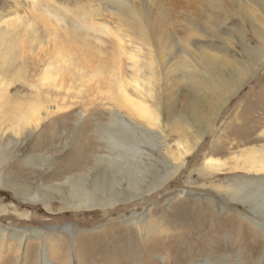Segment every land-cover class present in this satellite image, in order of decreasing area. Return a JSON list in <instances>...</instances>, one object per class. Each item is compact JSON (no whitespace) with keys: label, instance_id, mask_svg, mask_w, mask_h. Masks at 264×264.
Here are the masks:
<instances>
[{"label":"rangeland","instance_id":"374dc122","mask_svg":"<svg viewBox=\"0 0 264 264\" xmlns=\"http://www.w3.org/2000/svg\"><path fill=\"white\" fill-rule=\"evenodd\" d=\"M18 2L26 12L0 24L7 33L0 42V78L10 84L0 100L30 102L26 98L43 82L45 69L52 63L60 67L55 56L60 51L73 66L62 84L56 77L59 96L42 94L53 112L16 127L7 115L0 121V227L7 229L0 264H40L43 244L51 264H264L260 228L243 217L263 223L264 211L255 213L250 203L224 192L233 177L245 176L242 168L253 152L264 155V64L256 70L249 56L264 42V0H51L55 8L79 15L84 21L79 27L55 23L44 4ZM15 8L11 0H0V18ZM90 24L96 27L85 28ZM103 28L119 33L120 49ZM9 44L13 54L7 60ZM135 51L139 56L131 68ZM138 67L150 84L149 114L157 116L170 151L152 148L145 139L138 160L143 171L129 174L120 168L131 166L118 158L121 150L110 152L106 140L108 129L124 126L125 113L112 111L120 99L115 103L112 95ZM177 142L190 148L186 157ZM82 148L88 153L81 159ZM151 151L158 158L153 162ZM101 155L125 164L96 160ZM173 163L183 165L158 187L111 208L72 209L58 198L42 197L78 176L88 185L99 179L101 196L133 192L129 180L131 187L157 183ZM202 205L211 214L193 215ZM143 214L150 229L127 224ZM168 220L172 226L162 230ZM13 230L26 234L22 244ZM257 245L255 256L246 258Z\"/></svg>","mask_w":264,"mask_h":264},{"label":"bare ground","instance_id":"6f19581e","mask_svg":"<svg viewBox=\"0 0 264 264\" xmlns=\"http://www.w3.org/2000/svg\"><path fill=\"white\" fill-rule=\"evenodd\" d=\"M30 2L33 5L44 4V6H42L44 7L43 10H45V13H47L48 15L52 16V18L55 20V23L62 22V23H66L67 26L69 27H72V25L79 27L81 26L80 23L84 22L79 15L74 13V11L68 9L59 10V8H55V6H52L50 4L51 0H30ZM11 3L14 6H18V8L14 9L12 15L1 17L0 24H4L11 17L17 18L19 14L18 12H22V13L26 12V9H24L23 5L20 4L18 0H11ZM129 9L136 16V24L141 25V18H139V15H137L136 10L132 8ZM69 14H71V16ZM40 16H44V14L40 13ZM68 20H70L71 24L68 23ZM46 23L50 24V22H46ZM89 27H96V26L90 24L87 25L85 28L88 29ZM100 31L105 32L106 34H114V38H115L114 44L118 49H120L123 39L119 35V33H116L115 31H114L115 33H112L110 31H107L105 28L101 29ZM6 36H7L6 32L0 31V42H3L6 39ZM125 42L126 41H124V43ZM12 50L13 48L11 44L7 45L6 49L4 50L5 58L7 60H9V56L13 54ZM63 52L64 51H60L57 53V55H55L56 57H59L58 58L59 60L57 59L56 61L60 64V67L59 68L55 67V69H53L54 63L49 65V68H46L43 73V77H42L43 82L40 83V86L35 87L33 90L31 89V91L29 92L28 94L29 97L27 96L28 98L26 99L27 100L30 99V102L27 103L26 101V103H22L21 105L19 104L11 105L9 99L4 98L0 100V121L3 119L4 116L7 115V118L5 120L6 121L8 120L7 122H9L10 125L16 127L19 123L28 124L31 121V117L32 116L36 117L38 113L44 115V113L46 112H53L52 109L53 106L49 105L47 101L43 100L42 94L46 92L47 94L49 93L53 97L55 95L57 97V94L59 96L60 91L56 90L55 88L61 86L62 81L64 80L63 78L65 77L64 76L65 72H70L73 66L72 65L73 60L71 61L67 56L68 54L65 55ZM138 56H139V52L135 51L133 53H130L129 66L131 68H133L136 65V60H137L136 58ZM249 56L251 57V62L255 65V69L258 70L264 64V42L262 48L256 49L255 52L252 51V53ZM227 63L229 64L230 62L227 61ZM150 76L152 77V74ZM56 77H59V79L61 80V84L58 85L55 83ZM128 78L130 80L129 83L131 84L120 82L117 89L118 93L112 95V99L114 100L115 103H117L118 100L120 99L118 105L116 104L117 109H113L112 111L125 113V116L122 117L120 116L121 120L124 122L123 124L124 126L120 127L119 129L116 128L111 130L108 129L109 139H107L106 142L108 143L107 148H109L110 152H112L114 148L120 149L121 151L120 152L118 151L119 152L118 158L124 159L126 164H128V166L131 165L127 169L125 167H120V168H122V170L128 172L129 174L130 173L134 174L135 172L141 173V171H143L140 162L138 160L142 159L143 157V151L145 149L143 144L145 142V139L146 140L149 139L152 141L151 142L153 146L152 148L158 149L159 146H161L167 148V150L169 151L170 148L166 144L167 138L165 136L164 131L162 130L161 126L158 123L157 116L152 117L149 114L151 110L149 109L150 108L148 104L149 100L147 99V96L148 95L151 96V91L149 92V90H146L145 87L150 84L147 82V80H144L142 78L141 73H139V67L134 70L130 69L128 73ZM27 85L29 88L32 87V84L30 83H28ZM9 86L10 84L8 81H5L3 80V78H0V98L5 96V93L8 92ZM41 86H45V89H42ZM145 93L147 95H145ZM54 107H57V104H55ZM8 112H15V113L9 115ZM5 120H3V122H5ZM145 123L153 126L154 129H148V128L146 129L144 126ZM27 128L30 129V126H28ZM251 128L253 129L255 127H251ZM244 131L245 132L250 131V129L247 128ZM177 144H180V142H177ZM178 146H181L179 151L182 157H186L190 153V148H187L186 146H182V144ZM261 151H263V149H261ZM87 153L88 150L86 148H82L80 152L81 159L87 156ZM252 154L254 156L251 157V159L245 161L244 162L245 165L242 168V170H244L246 173L245 176L233 177L232 178L233 183H228L225 186L227 189H224V192L230 198H238L241 201H245V203H250V209L256 213L258 212L259 208L261 209L260 211L262 210L264 211V155L256 156L255 152H253ZM148 155L152 158V160H150L151 162L158 159L153 154L152 151L149 152ZM159 155H160L159 157L163 159V162H170L168 159L169 157L168 158L164 157L161 153ZM96 157L99 158L96 160H105L107 162L108 161L113 162L114 160L115 163H117L120 166H122V164H125L122 163L121 160L119 161L116 160V158H114L111 155H101ZM130 158L132 159V161ZM240 158L241 155L237 154L235 156V161L236 162L240 161ZM135 163H137V166H135ZM182 165L183 164H179V165H176L175 163L171 164V166H168L166 168L163 174H159L157 176L158 177L156 181L157 183L151 182L149 185L143 188L138 185L135 187H131L130 185L131 181L129 180L128 182L129 188H134L133 192L120 190L117 191V193L115 194L109 193L107 195L101 196L98 192L99 188L101 187V183L99 179H94V180L92 179L93 180L92 185H88L84 182V179L82 177L78 176L75 178L72 177L67 178L63 184L59 183L55 185L53 187V192H49L50 194L46 193L42 195V197L47 199H49V197L50 199L58 198L60 199L61 202H64L65 205H67V208H72V209H79V208L89 209L97 206L102 208H111L114 207L118 202H123V201L130 202L135 199L141 198L143 194H145L146 192L158 187L159 186L158 181L160 182L167 177L173 176L178 171V168H180ZM232 169L233 168H231V170ZM222 173L223 172H221V174ZM210 214L211 212L210 209L207 207V205H202L194 210L193 215H195L196 217L198 216L200 218L201 216L207 217ZM145 216H146L145 214L140 216L134 215L132 219L129 218L128 220H126V222L127 224L130 225H137L140 230H144L146 228L150 229L149 227L151 226V224L150 222H148V220H146ZM243 217H245L248 221H251L252 223L258 225L261 234L264 237V219H263V223L261 222L259 223L257 220L255 221L252 218L250 219L245 215H243ZM172 222L173 220L171 221L168 220L162 226L161 229L168 230L172 226ZM192 222L190 224H193ZM234 223L237 225L236 228L239 231L242 230L241 228L242 226H240L238 222L233 221V224ZM6 230L7 229L0 227V247H1V241L5 236ZM132 234L134 235V233ZM11 235L17 239L19 244L23 243L24 238L26 236V234L23 231L19 232L16 230L15 231L13 230L11 232ZM44 246L45 245L43 244L40 264H51L47 259V253ZM257 251H258V245L254 247V250H250L249 252H246L245 257L246 258L253 257L255 256Z\"/></svg>","mask_w":264,"mask_h":264}]
</instances>
